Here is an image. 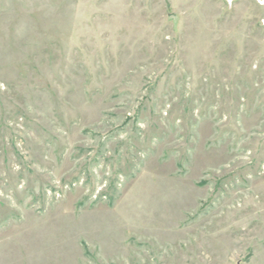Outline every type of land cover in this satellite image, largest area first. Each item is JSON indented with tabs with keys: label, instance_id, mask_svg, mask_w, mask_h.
I'll use <instances>...</instances> for the list:
<instances>
[{
	"label": "rangeland",
	"instance_id": "1",
	"mask_svg": "<svg viewBox=\"0 0 264 264\" xmlns=\"http://www.w3.org/2000/svg\"><path fill=\"white\" fill-rule=\"evenodd\" d=\"M0 264H264V0H0Z\"/></svg>",
	"mask_w": 264,
	"mask_h": 264
}]
</instances>
